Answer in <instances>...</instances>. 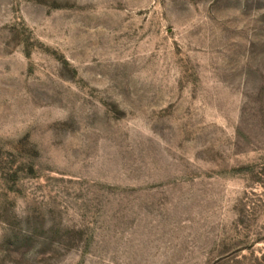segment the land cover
I'll use <instances>...</instances> for the list:
<instances>
[{"label":"rangeland","instance_id":"1","mask_svg":"<svg viewBox=\"0 0 264 264\" xmlns=\"http://www.w3.org/2000/svg\"><path fill=\"white\" fill-rule=\"evenodd\" d=\"M0 264H264V0H0Z\"/></svg>","mask_w":264,"mask_h":264}]
</instances>
